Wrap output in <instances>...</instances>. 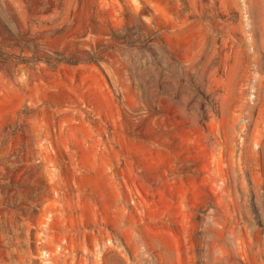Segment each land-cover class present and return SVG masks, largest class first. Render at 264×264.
Returning a JSON list of instances; mask_svg holds the SVG:
<instances>
[{"label": "rangeland", "instance_id": "rangeland-1", "mask_svg": "<svg viewBox=\"0 0 264 264\" xmlns=\"http://www.w3.org/2000/svg\"><path fill=\"white\" fill-rule=\"evenodd\" d=\"M102 241L264 264V0H0V264Z\"/></svg>", "mask_w": 264, "mask_h": 264}, {"label": "bare ground", "instance_id": "bare-ground-1", "mask_svg": "<svg viewBox=\"0 0 264 264\" xmlns=\"http://www.w3.org/2000/svg\"><path fill=\"white\" fill-rule=\"evenodd\" d=\"M256 5H258L257 2H256ZM237 60H239V59H237ZM237 62H239V61H237ZM235 65L237 66V64H235ZM234 73H233V75H235ZM221 152H222V150H221ZM220 157H222V156H220ZM225 158H224V160H225ZM227 159H229V158H227ZM218 172H219L220 176H224L225 175V172L223 171V169H222V167L220 165L218 167ZM163 237H164V240H165V236H163ZM70 241H72V240H70ZM109 241H111V240H109ZM102 244H100V243L99 244H95L91 249L79 247L77 250L80 251V252H74L72 254V257L80 258V263L78 262V264H108L111 260H113L112 261L113 264H118L117 255H116V252H115L116 250L114 251L112 249V246L108 245L104 241H102ZM41 248L46 250L48 264H68V261H67L68 260V255L67 254H61L59 249L56 246L52 245L50 242L42 243ZM69 259H70V257H69Z\"/></svg>", "mask_w": 264, "mask_h": 264}]
</instances>
